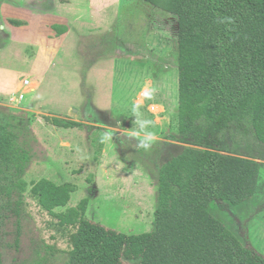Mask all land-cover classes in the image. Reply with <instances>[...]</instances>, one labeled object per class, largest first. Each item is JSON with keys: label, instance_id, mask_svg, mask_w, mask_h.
I'll return each instance as SVG.
<instances>
[{"label": "rangeland", "instance_id": "obj_1", "mask_svg": "<svg viewBox=\"0 0 264 264\" xmlns=\"http://www.w3.org/2000/svg\"><path fill=\"white\" fill-rule=\"evenodd\" d=\"M45 22L69 29L59 37L51 27L48 38L58 37L55 47L46 38ZM176 35L177 18L142 0H0V80L15 87L0 93V135L12 133L14 150L12 162L0 158L3 264H64L68 258L74 227L60 225L32 196L41 178L76 186L69 203L54 212L87 198V217L106 228L135 234L153 229L159 167L184 146L175 141ZM39 44L54 55L41 64L33 60ZM145 86L157 90L155 99L141 97ZM14 93L24 94L21 103L8 101ZM141 100L142 117L153 121L149 130L159 137L148 152L127 139L138 127L132 106ZM91 104L108 120L105 129L113 138L107 143L100 142L106 131L88 116ZM54 117L81 125L60 127ZM225 147L239 155L249 152L233 135ZM257 161L264 170V160ZM260 171L249 199L236 206L213 201L208 210L264 256Z\"/></svg>", "mask_w": 264, "mask_h": 264}, {"label": "trees", "instance_id": "obj_2", "mask_svg": "<svg viewBox=\"0 0 264 264\" xmlns=\"http://www.w3.org/2000/svg\"><path fill=\"white\" fill-rule=\"evenodd\" d=\"M143 1L177 18L175 141L184 144L159 167L153 229L106 228L87 217V198L54 212L69 203L76 189L70 182L41 178L31 194L60 225L74 227L64 264H264L263 255L208 210L213 201L239 205L257 188V160H264V0ZM52 28L56 36L67 31L62 24ZM52 123L81 125L57 117ZM229 135L248 154L228 151ZM13 151L12 133L5 131L1 160L12 162Z\"/></svg>", "mask_w": 264, "mask_h": 264}, {"label": "clouds", "instance_id": "obj_3", "mask_svg": "<svg viewBox=\"0 0 264 264\" xmlns=\"http://www.w3.org/2000/svg\"><path fill=\"white\" fill-rule=\"evenodd\" d=\"M229 23H234V20L230 17L225 18ZM224 22V21H222ZM157 90L152 87L145 86L141 91L140 95L144 100H153L156 97ZM143 107V101H138L132 106V114L136 117L135 123L138 125L136 130L131 131L127 134L128 140H136L137 150H144L145 152L151 151L153 145L159 140L158 135L154 131L149 129L153 126V121L149 119H144L142 117L141 108ZM113 138V133L106 131L101 135L100 142L107 143ZM261 175H264V170L260 171ZM260 181H257L259 184Z\"/></svg>", "mask_w": 264, "mask_h": 264}, {"label": "crops", "instance_id": "obj_4", "mask_svg": "<svg viewBox=\"0 0 264 264\" xmlns=\"http://www.w3.org/2000/svg\"><path fill=\"white\" fill-rule=\"evenodd\" d=\"M143 1V0H142ZM151 5V4H150ZM153 6V5H152ZM154 7V6H153ZM1 11H3L2 9H1ZM72 14H74V13H72ZM75 18H77V19H79V20H83V16H81V14L80 13H77V15H76V17ZM7 23L8 24H10L8 21H7ZM50 24H48L47 22H45L44 23V27H45V35H46V38H48V36L49 35H51L53 32V30H52V25H54V24H57V23H54V22H49ZM64 23H66L67 24V22H65L64 21ZM63 23V24H64ZM68 25V24H67ZM10 27H12V25H9ZM70 26H71V22H70ZM68 27H69V25H68ZM13 29H16V28H14L13 27ZM69 29H67V31H68ZM66 31V32H67ZM60 36H62V35H60ZM59 36V37H60ZM58 38V37H57ZM56 37H54V38H48V39H50V40H55V39H57ZM53 40V41H54ZM49 41V40H48ZM50 42V41H49ZM55 41L53 42V43H50V45L52 46V47H55ZM42 45H40L39 44V47L38 46H36L37 47V52H36V55L34 56V58H33V60L35 59L36 60V63H45L46 62V60H50L48 57H52V56H54V55H52V56H50V52H48V51H46V53H44L43 51H42V48H40ZM111 58V57H110ZM34 60V61H35ZM48 63H50L49 61H47ZM50 64H52V63H50ZM45 68V67H44ZM3 79V78H2ZM0 80V84H2L1 86L3 87V85H5L7 88H0L2 91L0 92V93H2V94H7V93H4V89L5 90H8V94L12 91V90H14L15 89V87L13 86V87H10V84H6V82L7 81H9V79L7 80H5L4 81V83H3V80ZM125 104L126 105H128V102H125ZM91 106L93 107L92 109H93V113L91 112V114H89L88 116H90V117H92L93 115L95 116V117H93L94 118V121L95 122H97L95 125L97 126L96 128H101L102 130H104V131H107L105 128H108L107 126H105L106 125V123H107V119H105V117L103 116V113H102V108H98V106H95V105H93V104H91ZM101 122V123H100ZM104 127V128H103Z\"/></svg>", "mask_w": 264, "mask_h": 264}, {"label": "built area", "instance_id": "obj_5", "mask_svg": "<svg viewBox=\"0 0 264 264\" xmlns=\"http://www.w3.org/2000/svg\"><path fill=\"white\" fill-rule=\"evenodd\" d=\"M23 84L24 85H27V84H29V81L27 80V79H25V80H23ZM23 98H24V94L23 93H19V94H12L11 96H9L8 97V101L10 102V103H15V104H19V103H21L22 102V100H23Z\"/></svg>", "mask_w": 264, "mask_h": 264}]
</instances>
